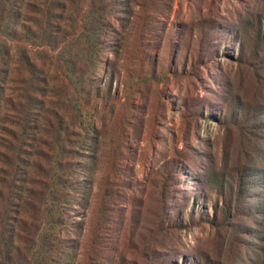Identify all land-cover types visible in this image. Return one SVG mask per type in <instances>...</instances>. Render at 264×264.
<instances>
[{
	"label": "rangeland",
	"instance_id": "1",
	"mask_svg": "<svg viewBox=\"0 0 264 264\" xmlns=\"http://www.w3.org/2000/svg\"><path fill=\"white\" fill-rule=\"evenodd\" d=\"M135 1L113 65L92 76L112 84L91 164L110 220L95 215L87 238L103 254L77 262L259 264L264 0Z\"/></svg>",
	"mask_w": 264,
	"mask_h": 264
},
{
	"label": "trees",
	"instance_id": "2",
	"mask_svg": "<svg viewBox=\"0 0 264 264\" xmlns=\"http://www.w3.org/2000/svg\"><path fill=\"white\" fill-rule=\"evenodd\" d=\"M135 5L0 0V264H82L80 256L103 254L87 238L95 215L102 229L110 220L91 164L105 157L94 116L104 120L112 84L95 86L92 76L113 65L116 24ZM245 194L241 187L238 212L251 216Z\"/></svg>",
	"mask_w": 264,
	"mask_h": 264
}]
</instances>
